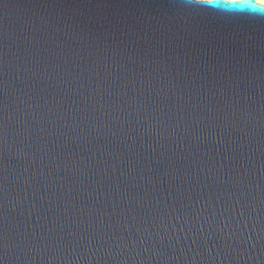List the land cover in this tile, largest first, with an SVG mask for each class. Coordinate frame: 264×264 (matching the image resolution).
<instances>
[{
    "label": "water",
    "instance_id": "water-1",
    "mask_svg": "<svg viewBox=\"0 0 264 264\" xmlns=\"http://www.w3.org/2000/svg\"><path fill=\"white\" fill-rule=\"evenodd\" d=\"M0 264H264V19L0 0Z\"/></svg>",
    "mask_w": 264,
    "mask_h": 264
},
{
    "label": "clouds",
    "instance_id": "clouds-1",
    "mask_svg": "<svg viewBox=\"0 0 264 264\" xmlns=\"http://www.w3.org/2000/svg\"><path fill=\"white\" fill-rule=\"evenodd\" d=\"M182 8L224 18L264 19V0H179Z\"/></svg>",
    "mask_w": 264,
    "mask_h": 264
}]
</instances>
